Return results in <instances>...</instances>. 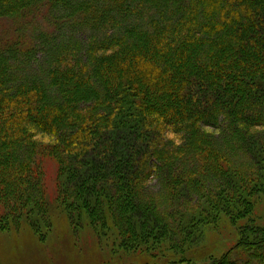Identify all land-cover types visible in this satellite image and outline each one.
<instances>
[{
	"label": "trees",
	"instance_id": "trees-1",
	"mask_svg": "<svg viewBox=\"0 0 264 264\" xmlns=\"http://www.w3.org/2000/svg\"><path fill=\"white\" fill-rule=\"evenodd\" d=\"M0 20L10 27L0 29V231L13 228L12 219L18 226L22 220L24 226L33 225L24 216L45 209L41 163L54 155L74 160L70 174L79 181L78 185L71 181L77 185L73 190L66 186L63 195H72L73 201L63 198V205L92 212L91 227L105 232L110 242L114 231L107 226L111 224L107 199L113 210L118 207L121 220L131 222L125 209L133 205L135 211L142 209L133 187H143L142 171L151 169L148 162L161 156L168 165L177 160L180 149L167 148L165 140H170L159 136L162 127L157 124L163 117L187 126L189 138L197 135L194 146L184 145L191 155L183 150L184 160L197 165L188 172L190 177L199 171L215 177L225 174L228 160L219 151L214 154L219 149L210 143L212 134L202 128L203 117L216 118L226 111L235 122L251 110L255 90L248 82L264 80V0H0ZM85 29L88 37L77 39V30ZM222 32L225 40L217 39ZM118 115L123 118L118 120ZM124 117L135 122L142 141L125 150L114 140L104 145L108 130L117 120L125 125ZM31 125L56 133L58 142L39 143ZM245 130L238 126L239 133ZM99 147L105 152L94 153L95 165L83 173L81 161ZM111 157L119 163L117 173L112 172L118 177V192H127L129 202L109 191L115 190L105 179ZM249 174L243 178L259 181L258 170ZM249 185L251 189L255 184ZM144 208L143 235L131 224L133 232L124 233L130 236L118 237L120 247L139 248L151 256L180 253L188 238L166 242L163 232L176 231L160 217L164 208ZM181 225L182 221L177 223L180 231ZM248 240L242 238L247 254L253 249L259 264H264V245L256 248Z\"/></svg>",
	"mask_w": 264,
	"mask_h": 264
},
{
	"label": "rangeland",
	"instance_id": "rangeland-1",
	"mask_svg": "<svg viewBox=\"0 0 264 264\" xmlns=\"http://www.w3.org/2000/svg\"><path fill=\"white\" fill-rule=\"evenodd\" d=\"M204 15L205 13L203 17ZM0 29L5 32L10 27L2 23ZM197 30L200 31V29ZM77 32V39L82 40L88 37L86 29L77 30ZM205 32L202 30L201 35L206 36ZM225 37V32L217 35V39ZM255 37L256 34L252 42ZM210 46L213 48L217 45H209L207 49H210ZM41 66L40 62L35 65V68L38 70ZM248 83L254 86L255 91L250 96L251 110H246L242 119H236L235 122L230 121L226 111L217 115L216 118L208 114L203 117L202 128L212 134L210 143L215 149H219L214 151V154L217 153L218 156L217 151H219L229 161L225 165L227 171L223 173V176L202 175L199 171L191 176L194 178H191L188 172L197 170V165L192 164L191 160H184L183 150L191 153L192 150H186L187 146L184 145L187 143L188 146H194L192 140L197 139V135L189 138L187 136L188 127L182 126L183 123L177 124L176 122L175 124L174 120L160 118L162 124H157L162 127L159 136H166L170 140L169 142L165 140L167 148L175 146L180 149V151H175L177 160L170 162V166L165 164V156L153 158V162H148L151 169L147 168L142 171L145 179L142 183L143 187L139 190L136 189L138 185L133 187L136 190L137 200L141 201L138 202L141 205L139 207H142L141 211H135L134 205L124 208L132 215L131 222L121 220L118 217L119 212L116 211L118 207L115 206L113 210V206H110L109 199H107L106 210L109 212L106 214L107 217L108 213L110 214L109 219L112 224L107 226L112 227L114 231L109 242L105 238V232L101 234L96 226L91 227L90 218H94L92 212L89 213L83 207L81 210L77 209L76 205L73 206L74 209L63 205V198L69 199L71 204L73 201L72 195L68 197L63 195L66 186H71L73 190L79 184L78 179L70 174L74 160L69 157L59 160L54 155H48L41 163L44 176L42 184L45 188V209L42 212H34L32 216H27V214L24 216L25 219L28 217L33 225L27 222L28 224L24 226L25 221L22 220L23 224L18 226L11 218L15 226L7 231H0V264H221V262L259 264V257L254 254L253 249H249L250 245L248 249L251 251L247 254L246 244L242 242V238L246 236L249 239L248 242L255 244L256 248L264 245V118L260 117L264 112V105H262L264 80L257 78L254 82L249 81ZM120 118L123 117L118 115L117 119ZM118 120L114 129L106 133L107 140L104 145L111 144V140H114L115 146L121 150L138 146L142 139H140V133L137 132L135 122L124 117L125 125H118ZM238 126L247 128V131L239 133ZM30 128L35 134L34 139L39 143L53 145L58 142L56 133L38 130L32 125ZM154 133H156L155 130ZM103 149L101 147L97 150L93 149L89 158L81 161L80 167L83 173L92 170L95 165L92 162L94 153L99 151L103 153L105 152ZM110 160L114 161L108 163L105 168L111 175L109 174L105 179L109 185L115 187V190L112 188L109 191L111 193L114 191L129 202L130 200L127 201V196H125L127 192L122 193L121 189L118 192L120 188L116 183L118 177L112 173H117L118 159L111 157ZM232 170L237 172L238 177ZM257 170L260 175L259 181L254 182L257 177L250 180L249 182L255 184L250 189L248 188L249 182L243 177L249 172L251 176ZM251 171H253L252 174ZM71 181L77 185L72 186ZM169 189H171L170 192H168ZM145 194L150 197H145L143 200L142 197ZM147 205L149 207L162 206L164 211L160 217L162 216L163 220L167 219V222L175 227V234L163 232L165 236L161 238L168 239L166 242L172 239L177 243L178 240L183 239L184 241L188 238L187 244L183 243L181 249L178 250L180 253H155L151 256L139 248L130 249L126 245L120 247L122 242L119 236L123 234L122 240L125 236H130L124 233L133 232L131 224L135 226V231L140 236L143 235L142 222L144 220L141 219L145 217L144 207ZM104 220H107L106 217ZM150 220L155 221L154 225L157 224V219L154 217ZM180 221L183 224L181 231L177 227ZM34 223H37L38 227L36 225L34 227ZM107 232L111 235L113 233L112 230ZM156 232L159 234L160 229H156ZM114 237L116 240H113ZM110 243L114 244L111 246Z\"/></svg>",
	"mask_w": 264,
	"mask_h": 264
}]
</instances>
